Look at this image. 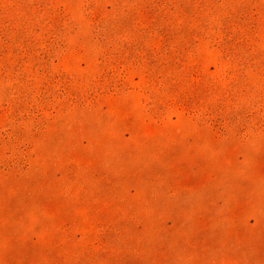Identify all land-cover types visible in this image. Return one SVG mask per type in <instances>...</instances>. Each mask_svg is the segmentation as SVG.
I'll return each mask as SVG.
<instances>
[{"label": "rangeland", "instance_id": "1", "mask_svg": "<svg viewBox=\"0 0 264 264\" xmlns=\"http://www.w3.org/2000/svg\"><path fill=\"white\" fill-rule=\"evenodd\" d=\"M0 264H264V0H0Z\"/></svg>", "mask_w": 264, "mask_h": 264}]
</instances>
